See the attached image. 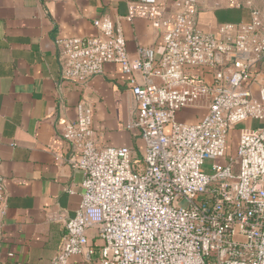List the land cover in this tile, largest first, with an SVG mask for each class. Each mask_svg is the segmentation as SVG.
<instances>
[{
  "label": "built area",
  "instance_id": "2783aa9c",
  "mask_svg": "<svg viewBox=\"0 0 264 264\" xmlns=\"http://www.w3.org/2000/svg\"><path fill=\"white\" fill-rule=\"evenodd\" d=\"M222 6L248 21L203 31L202 0L128 2L126 19L149 21L161 53L130 55L108 17L93 22L95 36L56 41L63 81L120 67L135 105L126 129L144 151L138 162L129 147H98L90 105H76L61 134L83 175L81 201L48 264H264V0ZM247 121L261 125L241 127L234 143L229 133ZM4 200L0 179V216Z\"/></svg>",
  "mask_w": 264,
  "mask_h": 264
},
{
  "label": "crops",
  "instance_id": "0c3cea01",
  "mask_svg": "<svg viewBox=\"0 0 264 264\" xmlns=\"http://www.w3.org/2000/svg\"><path fill=\"white\" fill-rule=\"evenodd\" d=\"M140 0H0V179L5 214L0 216V264H48L65 233L64 223L81 201L83 175L71 166L62 123L73 122L76 105L92 109L96 145L129 147L140 161L144 144L126 129L134 102L116 64L86 83L63 81L59 38L92 37L96 19L108 17L123 34L126 50L161 53L149 21L126 19L127 3ZM170 3L172 0H159ZM201 30L221 22L248 21V11L215 7L202 0ZM261 123L247 121L243 127ZM94 246L100 241L91 240ZM69 264H89L73 256ZM91 264H98L97 259Z\"/></svg>",
  "mask_w": 264,
  "mask_h": 264
},
{
  "label": "rangeland",
  "instance_id": "374dc122",
  "mask_svg": "<svg viewBox=\"0 0 264 264\" xmlns=\"http://www.w3.org/2000/svg\"><path fill=\"white\" fill-rule=\"evenodd\" d=\"M185 115H186V113L184 112V113H180V114H178L177 117L180 118V119H183V118H185ZM184 122H185V121H184ZM243 126H245V123L240 124V125H237V127H235V129L229 133L228 137L230 136L231 140H232L234 143H235L236 138H237V132H238V130H239L241 127H243ZM229 151H230V153H231V155H232V154H233V151H234V144H232V146L230 147V150H229ZM230 153H229V155H230ZM206 170H209V167L206 166Z\"/></svg>",
  "mask_w": 264,
  "mask_h": 264
}]
</instances>
